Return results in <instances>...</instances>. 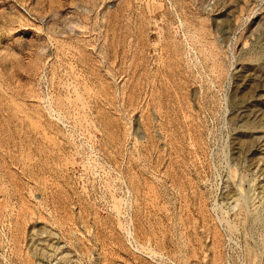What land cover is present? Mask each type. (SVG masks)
Returning <instances> with one entry per match:
<instances>
[{"label":"rangeland","instance_id":"374dc122","mask_svg":"<svg viewBox=\"0 0 264 264\" xmlns=\"http://www.w3.org/2000/svg\"><path fill=\"white\" fill-rule=\"evenodd\" d=\"M0 264H264V0H0Z\"/></svg>","mask_w":264,"mask_h":264}]
</instances>
